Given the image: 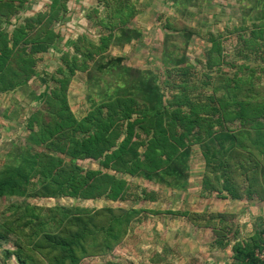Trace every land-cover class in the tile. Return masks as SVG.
Wrapping results in <instances>:
<instances>
[{
    "label": "trees",
    "instance_id": "trees-1",
    "mask_svg": "<svg viewBox=\"0 0 264 264\" xmlns=\"http://www.w3.org/2000/svg\"><path fill=\"white\" fill-rule=\"evenodd\" d=\"M253 1L250 29L245 24L238 29L248 30L246 48L257 52L262 47L258 41H264V0ZM67 2L49 0L42 9L27 14L24 0H0V94L27 87L40 73L36 64L41 55L50 50L60 53L59 65L48 76L53 84L30 95L37 105L24 121L25 145L14 146L0 167V198L23 199L6 206L9 214H0V243L14 247L5 255L13 256L16 264H80L89 256L113 251L133 220L147 212L181 216L193 227L211 229L215 245L230 246L231 264H263L255 251L261 247L264 225L247 239H239V233L229 239L223 224L227 213L77 205L46 208L25 203L30 198L63 197L127 201L135 186L126 177L185 191L195 145L206 169L201 190L234 201L264 200V82L260 76L255 77L245 64L240 68L249 70L245 75H206L201 86H208L210 92L205 96L186 83L190 64L184 48L176 54L165 51L163 65L185 76L168 97L154 71L128 66L124 57L108 54L111 47L122 48L142 36L128 26L133 12L121 2L105 17L112 22L102 24L112 29L99 34L97 42L79 35L65 43V50L57 48L62 39L58 24L66 18ZM174 2L195 5V0ZM97 12L91 10L89 18L97 17ZM178 23L182 27L175 32L189 40L192 28ZM210 40L208 69L224 63L219 42ZM76 73L84 75L87 92L88 109L82 117L68 103V86ZM83 160L96 161L101 169L84 170L77 163ZM148 199L152 198L145 190L134 195V200ZM216 216L224 226L212 222Z\"/></svg>",
    "mask_w": 264,
    "mask_h": 264
},
{
    "label": "rangeland",
    "instance_id": "rangeland-1",
    "mask_svg": "<svg viewBox=\"0 0 264 264\" xmlns=\"http://www.w3.org/2000/svg\"><path fill=\"white\" fill-rule=\"evenodd\" d=\"M24 1L28 10L27 14H31V11L34 10H30V8L33 6L35 9L36 7L39 9L44 0ZM121 2L131 8L133 12V17L128 25L133 24L136 28L138 27L142 36L139 40L122 48L111 47L108 54L124 57V63L128 66L138 69L148 68L154 71L158 77V84L162 91L166 92V96L169 97L173 91L178 90L176 85L180 78L185 76L173 71L177 69L163 65L162 55L165 51L169 54H176V51L182 53V48H184V54L190 64L186 83L196 86L192 87L193 92L200 91L205 96L208 95L210 88L206 85L201 86L207 80L206 75L215 76L217 73H223L232 77L238 73L247 74L249 70L246 67L240 69L243 64L248 65L254 71V76H260V81L264 82V41L257 40L262 44V47L254 52V50L246 48V42H244L246 38H249L248 30L243 32L238 29L244 24L250 29V19L255 12V10L249 11L253 0H198L192 11L187 9L188 15H184L181 9L172 10L169 8L166 0H160V4L150 2L144 7L137 0H121ZM93 7L92 2L89 6L90 10H93L91 9ZM109 13V9H106V12L96 13L97 17L88 19L94 21L95 18L93 25L87 24L86 27L62 26L59 28L62 39L58 41L56 47L65 50V43L75 40L79 35H85L97 42L99 34L107 33L112 29L102 25L112 22L111 18H105ZM83 14L87 16L89 11H85ZM20 16L24 17L23 12L20 13ZM13 22L14 18L11 20L12 24ZM98 22L100 23L98 24ZM178 22H184L186 26L192 28L189 40L181 33L175 32L182 27V24ZM167 24L170 28L166 29ZM211 37L219 42L224 63L208 69L206 63ZM184 44H186L185 47ZM59 56L60 53L56 50H50L41 55L36 64V69L40 73L30 81L27 87L8 94H0V167L8 159L7 154L14 146L25 145L28 130L25 128L24 121L37 105L36 102L31 101L30 95L32 92L36 94L41 92L46 84H53L48 76L54 73L59 65ZM168 71L171 72L172 78L167 77ZM86 99L84 75L76 73L68 86V103L77 117L86 113L88 109ZM77 163L84 170L101 169L96 161L83 160ZM188 166L187 189L185 191L169 189L160 183L140 178L126 177L129 183L135 186L131 192L134 195H140L141 191L145 190L152 198L148 200H134V195H132L127 201L115 202L106 199L77 200L63 197L30 198L25 203L46 208L77 205L92 209L123 207L160 212L179 210L206 214L227 213V217L223 218V224L226 223L228 227L224 230L227 238L231 239L234 234L239 233V239H247L248 228L245 224L239 223L244 216L238 215L242 211L238 202L241 201L243 209H247L250 201H234L223 197V194L209 193L200 189L201 179L206 169L201 151L196 145L192 147ZM22 200L0 198V214L1 212L9 214L6 211V206L14 202L19 203ZM211 219L218 225V228L223 225L219 224L220 216ZM256 225H258L257 230L261 229L263 222L260 221ZM214 240L215 235L211 229L193 227L184 217L142 212L130 224L125 238L113 251L106 255L89 256L84 258L80 264H231L230 246L219 248L215 245ZM12 249L14 247L10 243H0V264L2 261H6L7 264H16L13 256L5 255L6 250Z\"/></svg>",
    "mask_w": 264,
    "mask_h": 264
},
{
    "label": "crops",
    "instance_id": "crops-1",
    "mask_svg": "<svg viewBox=\"0 0 264 264\" xmlns=\"http://www.w3.org/2000/svg\"><path fill=\"white\" fill-rule=\"evenodd\" d=\"M145 1L146 0H137V2L142 3L143 7L146 4L149 5L150 2H153V3L157 2L160 4V0H147V2H145ZM197 1L198 0H195V5H187L185 3H183L181 5L180 3L178 4V3L174 2V0H166L169 8H172V10L176 9V8L181 9V11L183 13H187V9H188V11H192V8L197 5ZM38 2H40V1H38ZM42 2H43V4L41 7H39V9H37V7L35 9V7L32 6L30 8V10L33 9L34 11H31V12H36V11L40 10L47 2H49V0H46V1L44 0ZM92 2H93L94 7L91 9H93V10L95 9L98 11L97 13H101V12H106V9H109V11L111 12L112 9L117 7V5L119 4V2H121V0H68L66 18L64 20H62L61 24H58V26H59L58 28H61L62 26H66V27L71 26L72 28H75L78 26V28H82V27H86L87 24H92L95 21V18H94V21H90V20H88L89 19L88 15L87 16L84 14L82 15V13H84L85 11H89V12L91 11L89 6H91ZM253 5H254V1H253ZM153 6H155V5H153ZM135 7H136V5H135ZM128 26L131 28H136V26H133V24L132 25L130 24ZM131 43H133V41ZM249 201H250V203H249L247 209L246 208L243 209L244 206H243V203H240L241 201L238 202L242 208V211H240L238 215L244 216L240 220L239 223L245 224L247 226V228H248L247 231L249 232L248 237L253 235L257 231L258 225H256V224L258 222L262 221L263 225H264V200L260 201L257 198H254V199H251ZM243 229H244V231H246L245 228H243Z\"/></svg>",
    "mask_w": 264,
    "mask_h": 264
},
{
    "label": "built area",
    "instance_id": "built-area-1",
    "mask_svg": "<svg viewBox=\"0 0 264 264\" xmlns=\"http://www.w3.org/2000/svg\"><path fill=\"white\" fill-rule=\"evenodd\" d=\"M255 256L264 264V234L262 235L261 247L255 251Z\"/></svg>",
    "mask_w": 264,
    "mask_h": 264
}]
</instances>
